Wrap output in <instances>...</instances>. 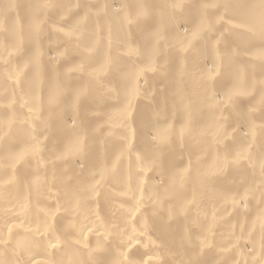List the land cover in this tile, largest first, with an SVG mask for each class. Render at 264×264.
Instances as JSON below:
<instances>
[{"label": "bare ground", "instance_id": "obj_1", "mask_svg": "<svg viewBox=\"0 0 264 264\" xmlns=\"http://www.w3.org/2000/svg\"><path fill=\"white\" fill-rule=\"evenodd\" d=\"M101 1L0 0V49L16 51L0 53V264H264V0ZM129 17L140 56L159 63L153 74L107 57L97 34L104 23L119 35ZM60 23L81 28L96 57L77 52L65 66L85 47ZM83 59L108 69L120 103L101 99ZM138 88L156 94L137 95L131 136L117 117ZM241 88L246 98L232 100ZM230 105L231 123L246 126L232 124V141L218 121Z\"/></svg>", "mask_w": 264, "mask_h": 264}, {"label": "rangeland", "instance_id": "obj_2", "mask_svg": "<svg viewBox=\"0 0 264 264\" xmlns=\"http://www.w3.org/2000/svg\"><path fill=\"white\" fill-rule=\"evenodd\" d=\"M13 1H15V5H18V2H19V0H13ZM85 3H86V5H88V4H90V3H88V2H93V3H91V4H95L96 5V1L97 2H100L99 0H83ZM106 2L107 4L108 3H111V2H113V1H115V0H102L101 2ZM83 2V3H84ZM118 2V1H117ZM84 3V4H85ZM88 3V4H87ZM173 3H176V6H174V7H171V12H173L174 13V15H175V17L176 18H178L179 19V22H181V25L183 26V23L184 22H182L183 20V18H182V16H180L179 14L180 13H182V8L181 7H179V6H177V3L178 2H173ZM182 3H183V1H182ZM172 4V3H171ZM94 5V6H95ZM226 5V2H220L219 3V8L221 9V7L220 6H225ZM92 7V6H91ZM90 7V8H91ZM88 10V9H87ZM62 11H64V9L62 8V7H59V8H57V9H55V10H52V9H50V12H48V13H59V12H62ZM92 11V13H93V11H96L95 13H97L98 12V10H97V8L96 7H93V10H91V9H89L88 10V12H91ZM105 12H106V9H105ZM95 13H93L94 15H95ZM182 18V19H181ZM93 19H94V21H97L96 20V15L93 17ZM227 20V19H226ZM100 21H102V19L100 20ZM59 22V21H58ZM57 22V23H58ZM62 23V22H61ZM60 23V24H61ZM119 23H121L120 25H119V30H120V34L119 35H109V33H108V30H107V27L105 26V24L104 23H100L99 24V26H97V28H96V30H97V34L99 35L100 34V36L101 37H104L105 39H107L108 41H107V43L108 44H112V46H111V48L109 47L108 49H107V57H111V56H114V55H119V56H123L124 58H128L129 60H133V61H135V63H133V67L135 68V69H137V70H139V72L140 73H145V74H153V72H154V70H152L153 68V66H156V68H157V66L159 65V63L156 61V60H150V62L147 60V61H144L143 59H142V57L140 56V53L138 52V50L136 49V45H135V43H134V41H133V38L136 36V33L138 32L137 31V22H135V19L133 18V17H129L128 19H126V20H123V21H121V22H119ZM59 24V23H58ZM186 23H184V25H185ZM62 26H60V27H62V29L63 28H65V29H63V32H62V34L59 32V34L61 35V37L64 35V39H68V38H71V40H72V38L73 39H76V40H74V41H76V43L79 41L80 43H81V39H83V35H80L81 34V32H82V30H80V29H77L76 27V30H73V29H75L74 28V26H73V29H72V27H70V26H72V25H68V24H61ZM233 25L234 26H239V28L238 29H240L241 27H240V25H239V22H237L236 20H234V22H233ZM185 26H187V25H185ZM49 29L48 27H45V25H42L41 26V29L43 30V29ZM17 29V27H15V29L14 30H16ZM72 29V30H71ZM57 30V29H56ZM55 30V31H56ZM80 30V31H79ZM57 31H59V28H58V30ZM60 31H62V30H60ZM255 31V30H254ZM80 32V33H79ZM58 33V32H57ZM58 34V36H57V38L59 39V40H61V37H60V35ZM82 34H83V32H82ZM249 34H251V35H249V36H253L252 35V32H249ZM109 37H108V36ZM66 36V37H65ZM82 37V38H81ZM200 37L201 36H199V35H197V39L195 38V40H194V42H193V44H191L189 47H191V49L193 50V49H195L198 45L199 46H201L200 44H202V41H203V39L201 38L200 39ZM214 37H216L217 38V41H216V44H217V42H218V45H222V43L225 41V38H223V37H218L217 35H214ZM81 38V39H80ZM103 38V39H104ZM50 38L49 37H47V40H49ZM66 39V40H67ZM78 39V40H77ZM80 39V40H79ZM99 39H101V38H99ZM62 40H63V38H62ZM61 40V41H62ZM67 41H69V39L67 40ZM73 41V40H72ZM50 42H52V41H50ZM63 42V41H62ZM77 43L78 45L80 44V43ZM83 42V41H82ZM81 45H82V47L84 46V44H82L81 43ZM61 46H62V43H59L58 45H57V48L59 49V50H61ZM187 46V47H188ZM85 47V46H84ZM188 47V48H189ZM63 48V47H62ZM188 48H186L187 50L186 51H188ZM64 49H66V48H64ZM64 49H62L61 51H63ZM68 49H70V48H68ZM72 49V48H71ZM84 50H82V51H80L81 50V48H79V50L78 49H73L72 51H73V53L76 51V53H74V54H72V52H68V50L66 51V52H68V53H71L72 54V56H74V57H72L71 55H70V57L69 56H67L64 60H65V66H72V63L74 62V60L77 58V56H76V54H77V52H80L79 54L81 55V52L83 53V51H84V53H86L90 58H95L96 57V51H95V49H88L87 48V46L85 47V48H83ZM191 49H190V51H191ZM75 50V51H74ZM65 51V50H64ZM71 51V50H70ZM1 52H3V53H5V54H7V56H15L16 55V51L14 50V49H11V48H7V47H4V49H0V53ZM189 52V51H188ZM82 54V55H85V54ZM78 54V55H79ZM246 55H248L247 53H245ZM244 53H243V55H245ZM80 55H79V57H80ZM263 55H264V52H263ZM207 55H205V58H206V61L204 60V64H205V62L207 63V64H205V65H212L213 64V61L211 60L212 59V57L210 56V58L209 57H206ZM78 57V58H79ZM122 57V58H123ZM77 58V59H78ZM204 58V59H205ZM253 58V57H252ZM212 61V62H210V60ZM83 60H85V59H83ZM76 61V60H75ZM79 61H80V59H79ZM83 62H85V63H87L86 62V60L85 61H83ZM82 62V63H83ZM88 62H89V60H88ZM111 61H109V63H110ZM153 65H152V64ZM212 63V64H211ZM83 65H85V64H83ZM86 67L88 66L89 67V69L88 70H86L85 72H83V74H84V76L85 75H90V76H92V77H94V76H96V77H94V78H97V75L99 74L100 75V77H98V80L100 81L101 80V82L98 84V82H97V84L99 85V87H100V92L99 93H101V95L100 96H102L103 98H101V99H103V100H110L111 98L109 97V96H111L110 94L112 93V91L113 90H110L111 88L107 85V84H105L107 81H105V80H108L109 82H113V83H115V81L116 80H113V78H111L110 76H109V72H107V70H106V72H99V73H96V72H94L93 70V68L92 67H96L95 65H91V64H89V63H87L86 65H85ZM85 67V68H86ZM93 69H91V68ZM214 67V65H212L211 66V71L212 70H214L215 68H213ZM155 68V67H154ZM213 68V69H212ZM91 69V70H90ZM96 69V68H95ZM97 70V69H96ZM142 70V71H141ZM88 71V72H87ZM98 72V71H97ZM215 72V71H214ZM108 75H106V74ZM95 74H97V75H95ZM82 75V74H81ZM94 75V76H93ZM201 75V74H200ZM203 75V74H202ZM217 76H214V78L216 77V78H219L218 77V74H216ZM84 76H82V77H84ZM90 76H85L86 78H88V77H90ZM205 76V75H204ZM204 76H202V77H204ZM84 77V78H85ZM91 78V77H90ZM90 78H88V79H90ZM142 78H143V76H141L140 78H139V81H141L142 80ZM141 79V80H140ZM201 79H203V78H201ZM205 79V80H204ZM203 80H202V83H203V81L204 82H206V79L207 78H204ZM92 80H93V78H92ZM214 80H216V79H214ZM213 80V81H214ZM95 81H96V79H95ZM208 81V80H207ZM149 83V82H148ZM209 85V84H208ZM211 85V84H210ZM145 86V85H144ZM146 86H148V87H146L147 88V90H148V88L149 87H151L149 84H147L146 83ZM160 86H161V88H160ZM214 86V85H213ZM239 86V85H238ZM144 90L146 89L145 87H143V86H141ZM140 87V88H141ZM158 87H159V89H158ZM157 87V92H159V90H162L163 89V85L161 84H159V86ZM154 88H151V90L149 89V92H148V94L150 95V93H152L154 90H153ZM243 88H241L238 92H236V94H234V98H232V100H235V96H236V98H239V99H243V98H246L245 96H247L246 94L247 93H243V90H242ZM143 90V91H144ZM111 91V92H110ZM152 91V92H151ZM210 91H212L211 92V94L213 93V90H210ZM114 92V91H113ZM135 95H134V99H133V105L132 106H130V107H127V109L129 110H127V111H119L118 113L121 115V117H117L118 116V113L117 114H115V116L118 118V119H120V121H121V123L122 122H124V123H126L127 122V124L129 125V127H131L130 129H131V131H129L128 129V131L129 132H131V136H132V134H134V124H133V122L135 121V116H136V109L138 108V106H136V105H138L139 103H140V101L142 102V104L144 103L143 102V98H144V96L147 94V92L145 93V91L144 92H142L143 93V95H141L142 97L140 98L141 100H139V99H137V97L138 96H140V94H142L141 92H140V89L138 88V89H136L135 91ZM139 92H140V94H139ZM215 92H216V94H212L211 96L212 97H214L215 95H218L219 93H217V91L215 90ZM214 92V93H215ZM110 93V94H109ZM109 94V95H108ZM113 94H115V93H112V97L114 98V95ZM147 94V95H148ZM153 95L154 94H156V93H152ZM105 95L107 96V97H105ZM138 95V96H137ZM146 95V96H147ZM153 95H151L150 97L151 98H153L152 96ZM117 97V96H116ZM155 97V96H154ZM216 97V96H215ZM110 98V99H109ZM113 98H112V100H113ZM119 98V97H118ZM115 99L114 98V100H116V103H117V100L119 101V103H120V100L119 99H121V98H119V99ZM146 98V97H145ZM147 99H149L148 97H147ZM146 99V100H147ZM238 99V100H239ZM53 100H55V99H53ZM112 100H110L111 102H112ZM114 100H113V102H114ZM137 100V101H136ZM150 101H151V99H149ZM245 100V99H244ZM148 101V100H147ZM55 102V101H54ZM135 102V103H134ZM136 102H139V103H137L136 104ZM149 102V101H148ZM132 103V102H131ZM146 103V102H145ZM212 103V102H211ZM141 104V103H140ZM125 105L127 106V104L125 103ZM211 105H214V104H210V107H214V106H211ZM140 106V105H139ZM136 107V108H135ZM216 107V106H215ZM264 107V106H260V109H262V108ZM232 109V107H231V105H230V107H228V109H227V107L225 108L224 107V109H223V112L225 113H223L222 112V109H220V110H218L217 112H219L220 111V114L222 115H219L218 113V115L220 116H217V120H218V117L220 118L218 121H220L221 120V123L222 124H224V125H226V124H228V125H226V126H221V127H225L224 129L225 130H223L224 131V133L225 132H230V130L229 129H231V130H233L232 128H234L233 127V125L234 126H236L235 125V122H234V120H233V123H231L232 121H231V119H230V117H234V113L232 114V111H233V109H232V111H231V109ZM253 108V107H252ZM251 108V109H252ZM253 109H256V110H259V112L261 111L260 109H258V107H254ZM252 109V110H253ZM264 109V108H263ZM262 109V110H263ZM229 112H231V115H230V117H229V115L227 116L226 114H228V111ZM256 110H253L254 112H256L257 114H258V112L256 111ZM226 111H227V113H226ZM264 111V110H263ZM122 112V113H121ZM222 112V113H221ZM230 114V113H229ZM196 115V114H195ZM226 115V119H223V116H225ZM131 116V117H130ZM194 116V115H193ZM130 117V118H129ZM134 117V118H133ZM221 117H222V119L223 120H227V122L226 121H222V119H221ZM229 117V118H228ZM98 118H100V121L101 120H103V122H99L100 123V125L101 126H103L102 128H103V130L104 129H106L107 128V126H106V128H104L105 126V124H103L104 123V119L102 118V117H98ZM98 118H96V121L98 122ZM128 118V121H126V119ZM225 118V117H224ZM107 119V118H106ZM262 119H264V117H262ZM122 120H124V121H122ZM228 120L230 121V122H228ZM132 121V122H131ZM260 121V120H259ZM129 122H131L132 124L130 125V123ZM224 122V123H223ZM264 123V121H261L260 123L258 122L257 124L259 125V124H263ZM102 123V124H101ZM231 123V124H230ZM233 124V125H232ZM241 124V125H240ZM99 125V126H100ZM240 127H242V128H246V126H245V124H243L242 122H240L239 124H238ZM228 126H232L231 128L230 127H228ZM239 126H237V128L239 127ZM239 127V128H240ZM100 129V128H99ZM227 129V130H226ZM234 129H236V128H234ZM97 130V131H96ZM96 133H98L99 134V131H98V128H96ZM101 131H102V129H101ZM105 131V130H104ZM128 131L126 132V133H128ZM221 131V130H220ZM228 132H227V134H228ZM102 133V132H101ZM125 133V134H126ZM130 134V133H129ZM230 136H231V138H230ZM226 137L228 138L227 140H231L232 141V135H230V134H228V135H226ZM203 138V137H202ZM230 138V139H229ZM204 139V138H203ZM193 141V140H192ZM192 141H190L189 143H191ZM195 142V141H194ZM193 142V143H194ZM192 144V143H191ZM252 146V145H251ZM184 147V146H183ZM186 148V147H185ZM187 150V149H186ZM249 152V151H248ZM186 153H188V152H186ZM244 154H246V152H244V150L243 151H241V156L239 157V160H241V161H245L246 160V158H247V155H244ZM185 156V155H184ZM232 161V160H231ZM228 163H231L232 164V162H229L228 161ZM230 164V165H231ZM163 168V167H162ZM161 168V169H162ZM163 169H165V168H163ZM164 171V170H163ZM217 175V174H216ZM213 176V175H212ZM218 176V178H219V175H217ZM215 178H217L216 176H215ZM222 178V177H221ZM220 178V179H221ZM223 179V178H222ZM225 180V179H224ZM224 183H226L225 181H223ZM222 184V183H221ZM222 185H225V184H222ZM196 195H198L197 196V198L198 197H200V194L199 193H197ZM191 202H193V201H191ZM188 203V202H187ZM230 215L231 214H229V217H230ZM202 218V217H201ZM201 218H198V219H201Z\"/></svg>", "mask_w": 264, "mask_h": 264}]
</instances>
